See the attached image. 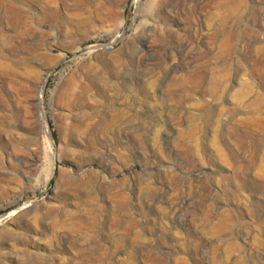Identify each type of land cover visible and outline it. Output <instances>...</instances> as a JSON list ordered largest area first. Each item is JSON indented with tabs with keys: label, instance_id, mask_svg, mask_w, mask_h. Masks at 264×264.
<instances>
[{
	"label": "rangeland",
	"instance_id": "rangeland-1",
	"mask_svg": "<svg viewBox=\"0 0 264 264\" xmlns=\"http://www.w3.org/2000/svg\"><path fill=\"white\" fill-rule=\"evenodd\" d=\"M2 1L0 264H264V0Z\"/></svg>",
	"mask_w": 264,
	"mask_h": 264
},
{
	"label": "bare ground",
	"instance_id": "bare-ground-1",
	"mask_svg": "<svg viewBox=\"0 0 264 264\" xmlns=\"http://www.w3.org/2000/svg\"><path fill=\"white\" fill-rule=\"evenodd\" d=\"M8 1L10 2L11 0H8ZM8 1H7V2H8ZM14 1H15V0H14ZM20 1H22V0H20ZM2 2L4 3V0H3ZM11 2H12V1H11ZM11 2H10V3H11ZM10 3H9V5H10ZM12 3H13V2H12ZM1 4H2V3H1ZM4 4H5L6 6H8V5H7L8 3L6 4V2H5ZM4 4H3L2 6L5 7V10H6V9H10V8L12 9V7H13L12 4H11L12 6H11L10 8L6 7ZM18 4H20V3H18ZM23 5H24V2H23ZM16 6H18V5L16 4ZM16 8H17V7H16ZM22 8H23V7H22ZM1 9H2V7H1ZM23 9H24V8H23ZM13 10H15V7L13 8ZM20 10H21V9H19V11H20ZM16 11H17V10H16ZM16 11H15V13H16ZM22 11H23V10H22ZM22 11H21V13H22ZM24 11H28V10H27V9H26V10L24 9ZM24 11H23V12H24ZM8 12L10 13L9 10H8ZM8 12H7V13H8ZM15 13H14V14H15ZM18 13H19V12H18ZM21 13H20V15H21ZM10 14H11V13H10ZM29 14H30V13H29ZM29 14H28V15H29ZM17 15H18V14H17ZM25 15H26V14H25ZM11 16H12V15H11ZM15 16H16V15H15ZM15 16H14V17H15ZM9 17H10V16H9ZM16 17H17V16H16ZM22 17H24V19H25V16H24V15H23ZM9 19H10V18H9ZM9 19H8V20H9ZM13 19H14V18H13ZM20 19H21V17H20ZM11 20H12V19H11ZM15 20H16V18H15ZM15 20H13V21H15ZM20 21H21V20H20ZM24 21H26V20H24ZM11 22H12V21H11ZM16 22H17V25H18V21H16ZM16 22H15V23L12 22L11 24H13V23L16 24ZM24 23H25V22H24ZM18 27H19V26H18ZM20 27H21V26H20ZM20 27H19V28H20ZM15 28L18 29L17 27H15ZM16 29H15V30H16ZM1 65H2V64H1Z\"/></svg>",
	"mask_w": 264,
	"mask_h": 264
}]
</instances>
